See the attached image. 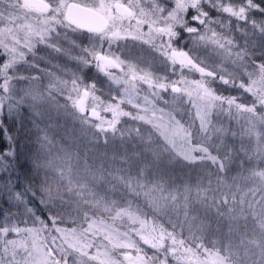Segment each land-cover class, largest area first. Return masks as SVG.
I'll return each mask as SVG.
<instances>
[{"label":"trees","instance_id":"obj_1","mask_svg":"<svg viewBox=\"0 0 264 264\" xmlns=\"http://www.w3.org/2000/svg\"><path fill=\"white\" fill-rule=\"evenodd\" d=\"M229 1L246 2V0ZM254 2L264 8V0H254ZM11 3L12 7H8L7 2L0 4V28H3V31L11 28L22 37L25 32L23 29L25 22L34 23L37 18H34L19 0H11ZM211 3L216 4V0H211ZM215 10L212 7L207 10L209 17L216 21L212 27L221 34V38L226 37L234 41L238 48H234L233 51L243 53L240 59L243 67L251 71L254 67L253 62L264 63V33L259 32L251 24L252 20L264 24V11L253 9L247 12L248 19L236 22ZM187 17L188 13L186 20ZM60 29L64 28L58 30ZM78 36L73 48L70 49L71 56L82 55L81 50L90 47L88 35ZM181 38L182 35H179V39ZM174 47L179 49L181 46L174 42ZM19 50L25 51V59L21 60V63H27L26 67L35 65L39 68L43 67L40 59L35 60L33 55L28 54L23 48ZM98 50L102 54L109 52L115 54V50L110 48L109 42L105 39H102ZM47 52L51 55L56 53L45 44L37 45L35 49L38 56ZM63 55L64 61L62 60L61 65L68 74L67 79L74 73L84 84H95V94L104 103L119 102L123 94L122 86L110 81L109 77L94 64L86 65L69 55L64 53ZM3 59L5 60V57L0 55L1 62ZM110 71L117 76L122 75L118 70ZM185 72H191L193 80L200 78L199 73L184 69L183 73ZM180 76L181 72L167 74L166 82L177 80ZM246 79L248 78L238 79L237 84L240 81L246 84ZM208 82H210L208 87L219 95L237 97L238 102L248 105L255 103V98L244 88L223 84L218 79ZM52 94L55 96V102L63 110L62 116L57 113L56 117H42L22 104L16 106L17 113L21 117L18 122H11L8 126V118L13 110L8 108V105L0 115V120L3 121L0 125V154L8 153L9 150L12 153L4 155L2 159L5 165L0 174L2 197L0 227L13 223H18L22 228L32 227L30 222L20 223L21 220L28 221L26 209L29 208L44 219L49 228H51V215L55 213L67 214V222L58 224L59 227H75L73 223L76 218L75 209L87 210V205L81 196H73L69 192L64 195L66 202L57 201L54 205L46 206L41 203L40 186L47 181L53 188H59L64 193L65 186L69 180H73L76 173L72 172L70 179H66V176L61 178L60 166L76 168L80 164L85 170L89 166L93 175L102 178L98 183L96 182L97 188L95 183L91 181L88 184L87 181L85 187L88 191L107 192L104 184H108L110 195L116 196L121 202L138 207L147 215L148 221L163 223L169 231L180 232L182 238L188 236L190 227L193 232L201 229V242L223 256L225 264H264V229L260 227L261 210H264V177L257 176V173L264 171V143L260 140V134L264 135V123H256L255 127L249 130L250 126L243 116L214 108L209 117L211 122L209 133H203L199 120L193 122L194 110L186 96H184L185 101L182 105H178L179 109L176 111L162 105L159 99L154 101L158 108L170 113L172 117L171 121L167 117L164 118L162 130L167 131L176 143L183 145L182 132L173 121H178L181 127H187L191 133L192 144L204 143L212 154L223 159L225 167L218 170L209 160L190 162L178 156L167 144L161 131L146 121L121 117L116 133H103L94 126L99 123L98 120L87 119L86 114L81 116L72 107L67 93L54 91ZM140 97L139 102L142 104V96ZM88 99L92 103L91 96ZM120 106L121 110L133 114L137 111L136 107L127 102ZM256 110L257 113H264V107L259 104L256 105ZM98 111L101 118L112 119V113L100 108ZM212 128H222L224 132L215 133ZM225 153L228 155L225 156ZM195 155L203 154L196 152ZM20 169L28 170L30 180L21 179ZM119 177L126 178L128 182H139L149 188L159 185L167 192L174 193L177 202L175 206L171 201L167 205L161 204L158 210H154L142 194L136 195L131 192ZM75 185L72 183L73 188L80 186V184ZM5 191L8 193L6 194ZM17 194L23 199L17 198ZM181 196L188 198L186 207H182L185 202L180 199ZM224 199L227 203H222ZM12 211L15 212L14 216L11 214ZM185 213L192 219L186 220ZM88 214L92 215L91 212ZM101 218L106 223H113L107 216ZM113 226L123 231H130L122 226L120 221ZM51 235L57 234L52 232ZM132 235L135 236L134 233ZM48 236L49 233L46 231L40 234L41 239L46 240ZM140 243L149 256L150 253L153 254L154 250ZM121 252L123 250L113 249L109 254L122 259ZM132 253L136 255V251ZM69 260L71 264V257ZM90 264H99V262L90 261ZM167 264H175L171 256Z\"/></svg>","mask_w":264,"mask_h":264},{"label":"snow or ice","instance_id":"obj_2","mask_svg":"<svg viewBox=\"0 0 264 264\" xmlns=\"http://www.w3.org/2000/svg\"><path fill=\"white\" fill-rule=\"evenodd\" d=\"M6 2L8 7L13 6L11 0H0V4ZM201 2L202 0H195L194 3L188 4L186 0H173V8L166 9L160 0H150L146 4H142L141 0H89L86 3L69 2V0H51V2L38 0L34 5L38 18L34 23L24 25L25 32L22 37L13 32L11 28L0 32V55L5 57V62L0 66V115L3 114L5 106L10 101L17 107L19 106V101L12 95L13 81L18 77L14 73L9 75V70L25 59V51L19 49L23 48L28 54L33 55L37 45L45 44L56 52H63L86 65L94 64L115 84L122 86L123 94L119 102L104 103L95 94V84H84L74 73L70 74L67 80H61L54 73L47 72L50 84H55L57 91L67 93L72 107L81 116L88 110L85 101L91 96V116L99 121L94 125L98 131L116 133L121 117L146 121L161 131L167 144L178 156L190 162L209 160L216 165L218 170H222L225 167L223 159L212 154L204 143L192 144L191 133L187 127H181L178 121H173L182 132L183 145L176 143L167 131L162 130L164 118L167 117L171 121L172 117L170 113L158 108L154 102L161 96V92L169 90L172 93L186 96L194 110L193 122L199 120L203 133H209L211 124L209 117L214 108L223 109L236 116H243L247 125L250 126L249 130L255 127L256 123H264V113H257L256 110L257 104L264 107V63L255 64L253 62L254 67L251 71L245 69L248 83L239 82L237 84V79L232 72L223 68L219 71L210 69L205 62H198L188 51L173 46V40L179 34L176 28L183 27L188 33L196 34L194 39L197 42L213 45L215 49L221 51L224 57L241 59L243 53L233 51L234 48H238L234 41L226 37L222 39L221 34H218L212 27L216 21L211 19L202 7H198ZM203 2L208 3V6L212 8L219 7L210 0H203ZM189 9L196 13L192 17L193 20L200 25H207L203 33L196 27L188 26L185 16ZM253 9L264 11V8H261L254 0H246L245 5L241 6L238 11L232 7H224L221 10L239 21H244L248 19L247 11ZM251 24L259 32L264 33V24L255 20H252ZM144 25L148 28L146 33L143 31ZM61 27L72 31L86 30L99 34L102 39L109 42V45L128 38L143 41L156 48L170 62L173 71H176V65H179L181 76L177 80L166 83L165 77L154 76L150 70L138 68L136 64L125 62L111 52L101 54L98 48L93 47L83 48L82 55L71 56L70 49L62 48L53 40V34L55 36L61 34L58 31ZM111 69H119L122 75L117 77L110 71ZM184 69L199 73L200 79H186L182 74ZM213 79L244 88L255 98V103L248 105L238 102L237 97L217 94L207 86L208 81ZM140 84L147 85L148 89L147 94L142 97V104L139 102L141 97L138 85ZM149 96L152 99H149ZM124 102L136 107V113L121 110L120 105ZM97 108L112 113V119L101 118ZM87 119L90 118L87 117ZM2 123L3 121L0 120V125ZM211 130L215 133L224 132L222 128ZM260 140L264 143V135L260 134ZM196 152L203 155L197 156ZM10 154H12L10 150L8 153L0 154V160L4 155ZM227 155L225 153V156ZM2 170L3 168L0 167V171ZM64 174L61 172L60 177L62 178ZM257 176L264 177V171L257 173ZM124 183L131 192L136 195L142 194L154 210H158L161 204L167 205L171 201L175 206L177 202L174 193L167 192L159 185L149 188L139 182L124 181ZM77 184L80 186L73 188L72 180H69L64 193L59 188H53L47 181L40 186L41 203L46 206L54 205L57 201L66 202L64 195L69 192L73 196H81L87 205V210L75 209L76 218L73 223L76 226L59 227L58 224L67 222V214L55 213L51 215V228H49L45 220L36 215L32 209H26L28 221L21 220L20 223L30 222L32 227L22 228L18 223L0 227V264H70V257L71 264H90V261H99V264H118L117 260L109 254L113 249H135V257L127 252L124 253V260L127 264H167L170 256L175 264H225L223 256L201 242V229L193 232L190 227L188 236L182 238L180 232L169 231L163 223L148 221L147 215L131 203L119 205L116 201H108L98 194L89 193L79 180ZM17 198L23 199L20 194H17ZM180 199L185 202L182 207H186L187 196H181ZM222 203H227V200H222ZM89 212L92 215H89ZM101 216H107L113 223H106ZM185 219L192 218L185 213ZM118 221L130 231L121 232L119 227H114L113 224ZM260 227L264 229V210H261ZM45 231L49 233L46 240L40 238L41 232ZM52 232L57 235H51ZM133 233L138 240L132 238ZM10 236L15 238H9ZM97 237L99 240L96 239ZM140 242L154 250L151 256L143 252ZM101 247L105 248L104 252L100 251ZM93 248L96 251L90 256L88 250Z\"/></svg>","mask_w":264,"mask_h":264},{"label":"rangeland","instance_id":"obj_3","mask_svg":"<svg viewBox=\"0 0 264 264\" xmlns=\"http://www.w3.org/2000/svg\"><path fill=\"white\" fill-rule=\"evenodd\" d=\"M167 2V5H163L166 9L173 8V0H165ZM188 4L194 3L195 0H186ZM246 2H237V1H227V0H216V4L219 5V7L215 8L217 12L223 14L227 19L235 20L236 22H239L235 17H231L230 14L224 13L221 9L224 7H232L234 10H239L241 6H244ZM169 4H172V6H169ZM208 5V3H206ZM209 8V7H207ZM248 12V11H247ZM247 14V13H246ZM31 23V22H25V24ZM24 24V25H25ZM23 25V29L25 30ZM188 26L196 27L197 29L201 30V33L204 32L205 27L207 25L203 26L199 23H196L195 25L188 24ZM183 27H177V29H182ZM148 31V28L146 29L145 33ZM185 36H183L181 42H187V47L185 51H188L190 55H192L198 62L203 61L205 62L210 69H216L217 71L220 70V68H223L227 71L232 72L235 75V78L241 79V78H248L245 74V68L241 64V60H236L235 57H224L221 54L220 50L215 49V47L211 44H205L204 42H197L194 37L196 34L188 33L185 28H183ZM0 32H3V28H0ZM61 33L59 36H55L53 34V40L57 44H59L62 48L65 49H71L73 48V45L75 43H72L73 41L76 42L78 39V34L70 30H66L64 32L63 29L59 30ZM179 33V32H178ZM219 34V33H218ZM180 35V34H178ZM179 38V36H177ZM177 38L173 40V46L174 42H176ZM223 39V38H222ZM90 47L93 48H99L102 42V38L99 37H89ZM158 43V42H157ZM40 44L39 46H41ZM113 46V47H112ZM117 47V50H116ZM110 48L115 50V56H119L120 59L124 60L125 62L134 63L137 65L138 68H143L146 70H150L154 76H162L165 77L167 74L170 73H178L179 71V65H176V71H173V68L169 61L165 57H163L160 52L154 48L152 45L146 44L143 41L133 40L131 38L124 39L117 41L110 45ZM63 53L56 52L55 54H52L50 52L42 53L38 56L37 53L33 54V57L35 60L40 59L43 63V67L39 68L38 66L34 67H26L27 63L22 64L21 61L16 63L14 65L13 69L9 70V75H12L13 73L18 77L13 81L14 87L12 89V95L15 99L19 101V104L24 105L30 111H36L38 114H40L42 117H56V114L59 113V116L63 115V110L60 107L57 102H55V96L52 94L56 90L55 84H50V78L47 75V72L54 73L55 76H57L61 80H67L68 74L65 72L64 67L61 65L63 59ZM66 57V56H65ZM5 62L3 59L2 62L0 61V66ZM244 64V63H243ZM248 71V70H247ZM184 77L188 80H193L191 77V72L189 73H183ZM117 76V75H116ZM121 75H118L119 77ZM38 77L39 79L33 80L32 78ZM166 78V77H165ZM227 78V77H226ZM200 79V78H198ZM194 79V80H198ZM111 81V80H110ZM219 82H221L218 79ZM239 81V80H238ZM166 82V80H165ZM241 82V81H240ZM167 83V82H166ZM210 82H208L207 86ZM222 83V82H221ZM248 83V79H246V84ZM224 84V83H223ZM139 89V95L142 97L147 94L148 89L147 85L140 84L138 85ZM161 97L158 98L160 100V103L162 105L167 106L170 109H173L174 111L178 110L179 106L182 105V103L185 101L184 96L181 94L172 93L169 91L161 92ZM149 99H152L151 96H149ZM156 101V100H155ZM9 107L13 110L8 118V126L11 124L9 123H16L21 118L19 116V113H17V108L14 103L11 101L7 104ZM179 105V106H178ZM92 103L87 102V107L91 108ZM98 110V108H97ZM100 111V110H99ZM11 135H13V132H11ZM26 144V143H25ZM5 165L4 161L0 160V166L3 167ZM60 171L65 172L64 177L66 176V179H70L71 173L75 172L76 175L72 178V183H75L77 185V181L79 180L83 186L86 185L87 181L88 184L92 181L95 183V187L97 188L98 182L102 179L99 177H96L93 175L91 168H88L85 170L83 169V165H77L76 168L66 167V166H60ZM110 170V165L108 167ZM2 171H0L1 174ZM21 179L22 180H30V175H28L27 169H20ZM90 172V174H88ZM123 182L126 181L124 177H119ZM105 181V180H104ZM97 182V183H96ZM75 185V186H76ZM106 191L108 192H101V191H93L90 190L89 193L91 194H98L100 197L105 198L108 201H116L119 205H127L126 202L119 201L116 196L110 195V191L108 190L110 187L108 184H104ZM5 189V188H3ZM104 189V188H103ZM6 194L8 193L5 191ZM0 196V201H1ZM14 213L12 211L11 214ZM7 225V224H5ZM120 230V229H119ZM123 232V230H120ZM11 235V234H10ZM135 235V234H134ZM9 238H12L11 236ZM15 238V237H13ZM99 238V237H97ZM96 238V239H97ZM133 239H137L136 236L132 235ZM138 240V239H137ZM141 244V243H140ZM141 246V245H140ZM143 249V252H146L145 249L141 246ZM123 252H121V258H115L117 260L118 264H127V262L124 260V253L127 252L131 256L135 257L132 253V251H135V249H121ZM89 255H93L96 251V249H89ZM101 252H104L105 249L103 247L100 248ZM143 254V253H142ZM152 253H150V256ZM99 262V261H97Z\"/></svg>","mask_w":264,"mask_h":264},{"label":"flooded vegetation","instance_id":"obj_4","mask_svg":"<svg viewBox=\"0 0 264 264\" xmlns=\"http://www.w3.org/2000/svg\"><path fill=\"white\" fill-rule=\"evenodd\" d=\"M19 1L21 2L22 6L25 7V8L28 10V12H29L34 18H38V17H37V14H36V12H35V10H34L33 8L26 7V6H24L22 0H19ZM49 2H51V0H49ZM69 2L86 3V2H89V0H69ZM141 2H142V4H146V3L150 2V0H141ZM210 2H211V0H210ZM160 3H161L162 5H166V6H168V5H167V2H166L165 0H160ZM169 6H172V4H169ZM198 7H202L203 10H204L205 12H207V10H209V8H207V7H209V6H208L206 3H204L203 0H202L201 4L198 5ZM187 13H188V17H187L188 24L195 25L197 22H196L195 20L192 19V17H193L194 15H196L195 11L192 10V9H189ZM185 17H186V16H185ZM146 29H147V25H144V27H143V31L145 32ZM60 30H61V29H60ZM63 30H64V32L66 31V29H63ZM58 31H59V30H58ZM71 31H72V30H71ZM73 32L77 33L78 35H88L89 37L95 36V37H99V38H101V37L99 36V34H93V33H90V32L84 31V30L73 31ZM177 32H180V33H181V34H180V33H179V34L182 35V38H183V36H185L184 31H183V28H182V29H177ZM178 36H179V35H178ZM182 38H181V39L177 38L176 43L179 44V45L181 46V47L179 48L180 50H185L186 47H187V42H186V41H185V42H181V44H180V41H182Z\"/></svg>","mask_w":264,"mask_h":264},{"label":"water","instance_id":"obj_5","mask_svg":"<svg viewBox=\"0 0 264 264\" xmlns=\"http://www.w3.org/2000/svg\"><path fill=\"white\" fill-rule=\"evenodd\" d=\"M22 2H23V4H24V6H26V7H29V8H33L34 9V5L38 2V0H22ZM84 31H86V30H84ZM102 54V53H101ZM115 70H118V71H120L119 69H115ZM88 100V99H87ZM87 100L85 101V103H86V106H87ZM87 111L83 114V115H87V117H89L91 120H93V121H97V119L95 118V117H92L91 116V108H88L87 107ZM98 111V110H97ZM99 112V111H98ZM99 115H100V113H99ZM130 255V254H129Z\"/></svg>","mask_w":264,"mask_h":264}]
</instances>
